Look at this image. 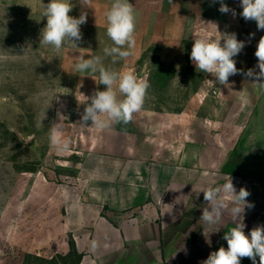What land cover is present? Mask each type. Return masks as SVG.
<instances>
[{"label":"crops","instance_id":"1","mask_svg":"<svg viewBox=\"0 0 264 264\" xmlns=\"http://www.w3.org/2000/svg\"><path fill=\"white\" fill-rule=\"evenodd\" d=\"M16 1L50 2L0 0ZM129 2L136 29L126 70L136 74L150 41L162 45L157 62L176 67L181 60L173 57L185 35L203 33L200 25L207 22L225 24L228 15L219 11V0ZM112 3L86 0L79 16L86 14L87 27L106 32ZM188 97L196 106L179 114L170 107L143 106L124 130L114 123L92 126L80 174H53L52 168L21 172L0 162V243L8 250L0 263L24 264L21 255L76 252L78 264H203L211 252L227 248L223 237L235 223L243 222L246 235L264 226V179L226 169L227 161L216 155L223 150L212 143L217 135L210 129L217 126L202 114L211 96L195 91ZM230 177L237 192L249 191L246 199L253 207L234 223L228 204L220 223L208 225L200 220L209 207L201 190ZM240 264L253 261L245 257Z\"/></svg>","mask_w":264,"mask_h":264},{"label":"rangeland","instance_id":"2","mask_svg":"<svg viewBox=\"0 0 264 264\" xmlns=\"http://www.w3.org/2000/svg\"><path fill=\"white\" fill-rule=\"evenodd\" d=\"M71 3L69 15L79 18L81 1ZM224 3L236 15L229 12L225 24H215L220 33L207 22L200 25L203 33L186 34L173 57L181 60L180 65L162 66L156 55L162 53V45L147 44L139 60L143 66L135 68L138 77L149 85L143 106L170 107L179 114L183 107L196 106V100L188 97L190 92L207 93L211 97L202 114L217 126L210 129L217 135V142L209 137L223 150L217 157H223L226 169L233 173L264 179V86L242 74L249 69L259 71L254 53L264 30L240 15V0ZM42 12L41 2H0V162L10 163L21 172L48 169L51 173L52 168L53 174H80L87 155V134L94 133L91 121L81 125V116L87 97L101 91L102 84H97L99 72H77L74 63L79 56H98L105 68L124 72L129 60L116 58L113 62V57L104 53L106 47L113 46L106 32L85 23L80 26L82 39L75 42L76 46L66 41L56 51L50 45H40L47 23ZM222 33H235L245 42L234 57L241 71L229 77L227 86L211 81L214 78L196 70L190 60L194 37L219 38ZM136 118L134 115L133 120ZM133 120L114 125L124 130ZM7 252L5 244L0 243V254ZM21 256L24 264H78L79 260L74 253Z\"/></svg>","mask_w":264,"mask_h":264},{"label":"clouds","instance_id":"3","mask_svg":"<svg viewBox=\"0 0 264 264\" xmlns=\"http://www.w3.org/2000/svg\"><path fill=\"white\" fill-rule=\"evenodd\" d=\"M84 3L86 0H82L81 4ZM219 3L221 13L232 12L233 16L236 15L235 10L230 9L224 0H219ZM42 5V17L47 18V23L41 32L40 45H50L56 51H59L66 41L76 46L75 42L82 39L80 26L86 23V14H81L79 18L69 15L73 8L71 0H50ZM240 6V15L246 21H255L258 30H264V0H240ZM105 15L106 34L113 46L106 47L104 53L113 57L115 62L116 58L128 57L135 47V10L129 0H113ZM216 31L219 32L217 26ZM222 34L219 38L194 37L190 60L196 70L210 74L214 78L211 81L227 86L229 77L241 71L237 69L234 57L243 50L245 42L238 40L235 33ZM250 36H254V33ZM254 55L259 71L249 69L242 74L264 86V36L259 39ZM74 69L77 72L87 71L93 74L99 72L97 84L106 86L105 90H97L91 97H87L81 116L82 126H86L88 121L92 122L91 126L97 128H107L113 123L127 124L132 121L135 113L142 110L149 85L134 71L116 72L105 68L98 56L89 59L79 56L74 63ZM201 192L209 207L202 210L200 220L208 225L220 223L228 204L232 205L228 210L234 223L240 220L246 207H253L246 199L250 195L249 191L241 187L237 192L231 177L223 185L209 186ZM244 228L243 222L235 223L223 237L227 241V248L220 247L211 252L203 264H240L241 258L245 257L256 264L257 256L259 264H264V226L253 228L250 235L245 234ZM218 230L219 228L215 231Z\"/></svg>","mask_w":264,"mask_h":264},{"label":"trees","instance_id":"4","mask_svg":"<svg viewBox=\"0 0 264 264\" xmlns=\"http://www.w3.org/2000/svg\"><path fill=\"white\" fill-rule=\"evenodd\" d=\"M72 253L76 254V252H72ZM76 255H77V254H76ZM78 259L80 260V257H78Z\"/></svg>","mask_w":264,"mask_h":264}]
</instances>
